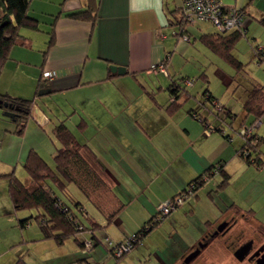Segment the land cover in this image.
<instances>
[{"label": "crops", "instance_id": "1", "mask_svg": "<svg viewBox=\"0 0 264 264\" xmlns=\"http://www.w3.org/2000/svg\"><path fill=\"white\" fill-rule=\"evenodd\" d=\"M183 1L163 0V8H160L156 0H29L28 14L36 19L37 27H23L19 30L23 43L15 44L10 49L0 70V94L32 100L31 113L20 134L16 132L15 118H10L6 124L2 123L4 119L1 117V111H4L5 107H0V264H14L22 257V252L16 245L27 242L28 239H23L26 233L22 229L30 226L29 224L21 228L18 224L21 218H18V210L14 209L9 198V179L6 174H15L16 167L19 163H24L31 149L43 157L41 149L43 151L48 143L44 144L43 141L48 138L53 142L54 154L57 141L52 137V128L59 121H64L67 125V119L75 120L77 129L72 130L67 125L68 128L79 142L85 143L93 151L101 165L104 180L107 181L106 188L99 191L100 197L97 198L101 207L97 208L87 199L102 216L103 223L98 222L101 225L98 229L105 223H113L117 227H113L114 231L111 230V233L118 240L128 234V231L121 228L118 216L120 211L111 220L106 217L119 205L124 206L122 201L127 200L129 204L138 202L137 194L136 197L129 194L124 186L129 184V179L134 180L129 178V175L131 177L136 174L137 177V173L141 172L134 170L131 158L144 160L150 157L152 152L149 149L152 147L157 148L158 157L163 160H176L178 155H185L186 158L189 156L188 163H184L188 167L182 168L187 174L192 173L193 167L198 169L205 160H201V163L193 162L192 156H198L193 148L199 130L192 136V123L185 124V117L179 119L176 113L170 112L167 121L158 122L156 118H147V113L145 117L137 113L139 107H144L137 102L138 94L144 93L145 96L149 90L153 91V87L162 90V82L158 79L160 75L169 78L168 83L172 80L169 63L176 54L174 51L187 52L192 40L195 41L197 37L200 39L202 34L215 32L214 29L206 28L207 21H200L194 23L195 26L187 24L188 36H185L188 39L177 35ZM221 1L227 6L242 9L246 30L256 22L260 27L263 25L259 20L264 17V0ZM89 3H93L95 8L93 20H79L67 15L87 8ZM50 40L53 41L49 44ZM165 56L169 57L166 73L151 69L153 63L163 60ZM111 64L124 66L125 72H112L109 67ZM44 71L54 75L43 77ZM48 88L49 92L38 94V89ZM184 92L188 90L182 93ZM245 95L246 91L244 98ZM168 98L170 103L171 94ZM56 116L59 118H55ZM128 116L133 117L130 122H134L136 128H128L125 133V127L130 125L126 118ZM54 118L57 121H54ZM118 135L125 136H122L123 140H118ZM189 137L190 145L187 141ZM94 138L101 139V144H98L97 139L93 140ZM110 139L112 142L107 143ZM178 141L180 143H177ZM100 146L106 149L105 155L99 151ZM212 164L208 162L199 173ZM155 177L157 179V176ZM22 178L24 176H21ZM189 179H181L183 184H175L173 188L159 186L158 198L164 200L173 196L185 187ZM28 180L27 174L22 181ZM73 199L84 204L76 195H73ZM147 201L143 200V204L139 205L140 209L135 213V217H142L143 222L156 211L157 203ZM227 207H220L217 214L212 213L200 219L204 227L201 232H196L195 237L194 229L191 238L188 235L186 238L182 234H186V231L173 226L168 236L170 232L173 236L177 235L174 239L176 248L165 246L158 250L155 264H178L194 241L221 220L235 223L228 232L232 238L240 229L243 230V238L252 237L257 230L263 235L264 219L255 216L253 209L234 203ZM177 208L169 216L178 218ZM29 229L30 227L28 231ZM37 232L30 237L39 240L41 233L40 230ZM225 238L216 239L211 250L206 251L196 264H236L233 249L224 242ZM115 239L112 241H117ZM107 250L111 254L109 249Z\"/></svg>", "mask_w": 264, "mask_h": 264}, {"label": "rangeland", "instance_id": "2", "mask_svg": "<svg viewBox=\"0 0 264 264\" xmlns=\"http://www.w3.org/2000/svg\"><path fill=\"white\" fill-rule=\"evenodd\" d=\"M205 23L207 25L206 28L215 30V27L210 22ZM189 25L195 26V24ZM255 44L264 47V26L261 25L260 27V24L257 22L248 27L246 34L238 39L232 49L233 56L242 63V68L237 70L230 62L215 54L197 37L195 41L192 40L189 43L190 48H188L187 52H184V50L174 51V54H176L169 63L170 78L173 77L177 81V85L180 84V87L186 86L181 77L191 79L193 82L192 85L185 87L188 92L182 93L183 91H180V97L175 106H171L168 101V95L171 92L168 89L170 83L168 81L170 79L164 78L161 75L158 76V79L162 82V90L153 87L154 89L152 90L154 92L149 90L145 93V96L144 93L137 95V98H139L137 102L144 105V107H139L138 109L137 113L140 116L145 117L147 113L149 114L147 118H156L159 122L160 120L167 121L168 114L173 112L179 116V119L185 117L186 120L183 119L185 124L189 125V122H191L193 126L192 136L199 130V133H197L199 136H196L194 139L195 145L193 148L198 156H192L193 162L197 161L201 163V160H205L200 164L198 169L193 167L192 173L187 174L182 168L188 167L184 163H188L189 156L186 158L185 155L182 157L178 155L176 160L174 158L163 160L158 157L159 151L157 148L152 147L149 149L152 155L150 157L146 155V161L145 159L138 158L133 160L131 158L134 170L141 172L137 173V177L135 176L136 174H132L131 177L129 175L128 177L134 180L127 179V183H129L127 186L122 184L127 189L126 192L135 197L137 194L138 202L133 201L129 204L127 200H125L126 202L122 201L124 206L118 215L121 221V228L124 231H128V236L132 234L143 222L141 220L142 217L138 219L135 217V213L138 212V208L140 209L139 205L143 204V200H152L154 204L157 203L155 206V209H157V205L163 201L157 196L159 194V186L164 185L165 188H173L175 184L179 183L181 186L183 184L181 179L185 178L184 181H187L189 178L192 179L208 162L214 165L216 162H223L224 169L229 174V177L228 182L222 188L218 187L219 182L223 178L222 174L212 170V175L206 178L204 184L195 193L189 194L177 208L178 218L167 216L163 222L153 228L139 243L119 259H116L113 254L108 252L109 246H106L104 239L106 236L111 240L115 239L111 233V230L114 231L113 227L116 226L113 223H105L102 228L94 230L101 243L88 250L87 247L88 245L90 246V242L86 241V239H89L87 229L77 233V239L85 241L84 248L73 237L65 239L62 244H57L52 238H40L39 240L31 238L30 236L35 234V231L39 233L38 225L33 220L30 226L28 224L30 227L29 231V227L22 229L26 233L23 239H28L27 242H20L16 245L22 252L21 256L24 262L26 264H78L76 259L86 255L91 264H155V255L158 253V250L163 249L165 246L171 249L176 248L174 246V239L177 235L173 236L170 232V236H168V232L173 226L177 229L182 228L183 232L186 231V234L182 233L186 238L187 235L191 238L194 229L193 236L195 237L196 232H201V229L204 227L200 219L212 213L217 214L218 208H228L227 206L233 203L240 207L253 209L255 216L264 219V166H261L257 162L247 163L237 153L243 144L242 131L251 126L256 118L253 114L246 113L242 107L244 91L250 84V81L256 80L264 84V64H258L253 58V46ZM39 90L37 91L39 92ZM209 93L217 101L216 106L206 98ZM221 106L224 108L220 109ZM227 110H230V113H227ZM133 111L135 112L136 110ZM4 112L5 110L1 111V117L4 119L2 123L6 124L10 121L11 117L3 116ZM193 112L206 118L209 127L192 116L191 113ZM62 117H64L63 114ZM55 118L59 117L56 116ZM55 118L54 121H57ZM126 118L129 122L133 120L131 116ZM258 118L260 125L252 128V133L250 134H256L258 137L264 139V113ZM66 122L72 130L77 129L75 120L67 119ZM135 126L134 122H130L129 127H125V133L128 128L135 130ZM220 126L224 135H229L230 139L225 137L219 130H216ZM207 128H211L212 131L207 132ZM119 130L122 131L121 129ZM122 136L125 135H118L116 137H119L118 140H123ZM96 139L98 140V144H101V139L94 138L93 140ZM187 141L190 145V137ZM43 142L44 144L45 142L48 143L43 151L41 149V154L53 167V142L50 138ZM108 142H112V139L108 140ZM177 143L180 142L178 141ZM102 146L98 148L105 155L107 152ZM261 150L264 155V144ZM251 157H255L254 152L251 153ZM14 175H17L16 177L21 181L27 176L23 163H19ZM20 175L24 176V178L21 179ZM155 176H157V179H155ZM50 184L55 193L64 200H73V195H76L78 199L81 198L88 214L94 216L97 222L103 223L98 209L87 199L86 195L75 183H67L64 190L53 182ZM156 200L158 201L156 202ZM125 203H127L126 206ZM183 206H185L184 209L182 208ZM17 213L18 218L28 217L30 214H33V210L21 209ZM85 223L88 224L89 222L85 220ZM134 228L136 229L134 230Z\"/></svg>", "mask_w": 264, "mask_h": 264}, {"label": "trees", "instance_id": "3", "mask_svg": "<svg viewBox=\"0 0 264 264\" xmlns=\"http://www.w3.org/2000/svg\"><path fill=\"white\" fill-rule=\"evenodd\" d=\"M28 6L29 0H0V70L8 57L10 49L15 44L23 43V36L20 34L19 30L23 27H37L36 19L28 14ZM67 15L79 20H93L95 17V8L93 3H89L87 8L71 12ZM259 21L264 25V17ZM178 25L179 27L176 34L188 36L187 22L182 11L178 19ZM242 35L243 34L237 29L227 31H218L215 29L214 33L202 34L200 40L209 49L225 58L238 70L242 68V63L232 55L231 50ZM52 41L53 40H50L49 44ZM253 47V58L258 64L263 63L262 56L264 55V47L258 44H255ZM258 47H260V50L257 49ZM168 60L169 57L165 56L164 59L160 61L165 68H167ZM181 78L185 83L184 85L189 86L186 84V80L191 81V79L185 77ZM171 79L168 85L172 97L169 104L175 106L178 103L180 91H185L186 86L180 87V84L177 85V81L174 78ZM245 91L246 95L245 98H243V108L246 113H251L253 116H256L254 119L256 120L264 113V84L255 80L250 81ZM206 98L211 102H215V106L217 105V101L212 97L211 93L207 94ZM0 100L8 102L11 106L10 110L15 112L14 118L17 122L16 132L20 134L31 113L32 100L5 94H0ZM221 108L224 107L221 106L220 109ZM227 113H230V110H227ZM191 114L199 119L200 122L205 123V126L209 127L206 118L196 115L194 112ZM216 130L223 133L221 126L217 127ZM250 133L242 136L243 144L237 153L243 157L247 163L257 162L261 166H264V155L261 150L264 139L258 137L256 134ZM224 136L230 139L229 135L225 134ZM52 137L57 141V147L53 154V167L37 151L33 149L29 150L23 163L29 180L22 182L13 172L6 174L9 179V198L15 210H33V214L18 220V224L21 228L28 226V224L34 220L40 230L41 238H52L57 244H62L65 239L73 237L82 248L85 246V241L78 240L77 233L87 229L89 232V239H86V241L90 242V246L87 249L90 250L101 243V240L94 231L101 225L88 214L87 209L81 201L77 199L70 201L64 200L55 193L50 183L53 182L64 190L67 182H74L86 197L97 208H100L101 204L97 198L100 197L99 191L106 188L107 181L104 180L101 165L93 151L85 143H81L77 140L74 133L68 128L64 121H59L53 126ZM252 152L255 153L254 158L251 157ZM223 166V162H216L215 165L212 164L206 167L205 170L190 179L187 185L179 192L167 199H173L178 195L185 194L189 190L192 194L195 193V191L204 184L206 178L212 175L213 169H216L222 174L223 178L218 184V187L222 188L228 182L229 177V174L223 169ZM122 208L123 204L112 210V212L107 215V220H111ZM157 212L156 209L155 213L152 214L149 219L145 220L138 229L129 235H133L132 248L161 222L155 219ZM84 218L89 222L88 224L85 223ZM129 236L126 235L119 240H123ZM106 246L108 245L106 244ZM108 249L112 254L111 247ZM123 255L115 258L119 259ZM76 260L78 264H91L86 255ZM14 264L26 263L22 257H19Z\"/></svg>", "mask_w": 264, "mask_h": 264}, {"label": "built area", "instance_id": "4", "mask_svg": "<svg viewBox=\"0 0 264 264\" xmlns=\"http://www.w3.org/2000/svg\"><path fill=\"white\" fill-rule=\"evenodd\" d=\"M181 8L182 14L185 17L187 24L207 21L210 22L218 31L237 29L243 35L246 33V26L243 22V11L237 6H227L223 4L221 0H184ZM183 38L188 39L185 35H183ZM257 49L260 50V47ZM262 57V62L264 64V55ZM159 62L153 63L151 65V69L166 73L165 66ZM42 75L43 77L49 78L54 75V73L44 71ZM186 84L191 85L192 82L190 80H186ZM212 103L214 104L215 102ZM259 125L260 120L257 118L254 120L251 126L242 131V136L249 134L252 131V128ZM210 131L211 129L207 128V132ZM213 171L216 172L217 170L213 169ZM189 194H192L190 190L185 194L176 196L173 199L163 200L157 205L158 212L155 219L162 220L168 216L170 211H173L178 205H180ZM104 239L106 244L111 247L112 254L115 257H119L128 252L133 246V235L115 242H113L107 236Z\"/></svg>", "mask_w": 264, "mask_h": 264}, {"label": "flooded vegetation", "instance_id": "5", "mask_svg": "<svg viewBox=\"0 0 264 264\" xmlns=\"http://www.w3.org/2000/svg\"><path fill=\"white\" fill-rule=\"evenodd\" d=\"M165 218L160 221L163 222ZM234 224L233 221H218L212 229L204 232L194 241L182 255L178 264H196L206 251L211 250L216 239L224 237H228L227 240L226 238L224 239V242H227L226 244L232 247L236 264H264V233L261 235L257 230L254 231L252 237L243 238V230L240 229L236 232L235 237L232 238L228 235V232Z\"/></svg>", "mask_w": 264, "mask_h": 264}, {"label": "water", "instance_id": "6", "mask_svg": "<svg viewBox=\"0 0 264 264\" xmlns=\"http://www.w3.org/2000/svg\"><path fill=\"white\" fill-rule=\"evenodd\" d=\"M109 67H110L112 72H116V73L125 72V67L124 66H118V65L111 64ZM49 91H50L49 88L48 89H40L38 94L47 93ZM1 106L5 107V108H9V109H5V112L3 113V115L9 116L11 118H14L15 112L10 110L11 106H10V104H8V102L0 100V107Z\"/></svg>", "mask_w": 264, "mask_h": 264}, {"label": "clouds", "instance_id": "7", "mask_svg": "<svg viewBox=\"0 0 264 264\" xmlns=\"http://www.w3.org/2000/svg\"><path fill=\"white\" fill-rule=\"evenodd\" d=\"M156 3L160 6V8H163V0H156Z\"/></svg>", "mask_w": 264, "mask_h": 264}, {"label": "bare ground", "instance_id": "8", "mask_svg": "<svg viewBox=\"0 0 264 264\" xmlns=\"http://www.w3.org/2000/svg\"><path fill=\"white\" fill-rule=\"evenodd\" d=\"M181 204H182V203H181ZM181 204H180V205H181ZM178 206H179V205H178ZM178 206H177V207H178ZM177 207H176V208H177ZM176 208H175V209H176ZM171 212H172V211H171ZM169 214H170V213H169Z\"/></svg>", "mask_w": 264, "mask_h": 264}]
</instances>
